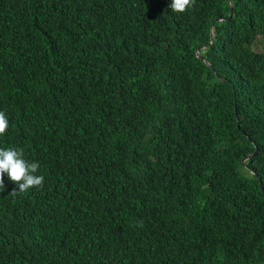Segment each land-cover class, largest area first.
<instances>
[{
    "label": "trees",
    "instance_id": "trees-1",
    "mask_svg": "<svg viewBox=\"0 0 264 264\" xmlns=\"http://www.w3.org/2000/svg\"><path fill=\"white\" fill-rule=\"evenodd\" d=\"M170 3L0 0V264H264V0Z\"/></svg>",
    "mask_w": 264,
    "mask_h": 264
},
{
    "label": "clouds",
    "instance_id": "clouds-1",
    "mask_svg": "<svg viewBox=\"0 0 264 264\" xmlns=\"http://www.w3.org/2000/svg\"><path fill=\"white\" fill-rule=\"evenodd\" d=\"M196 0H171L169 8L174 13H184L192 9ZM200 59L199 56H197ZM209 65V64H208ZM210 66V65H209ZM9 128V120L4 111H0V137L7 133ZM23 151L16 148H0V191L5 188L4 176L18 186V191H13L11 194L15 195L17 192H27L31 188H40L43 186L44 177L36 175L39 170V163L36 161H27L24 158ZM250 156L246 157L242 164H244ZM138 227L143 226L141 221Z\"/></svg>",
    "mask_w": 264,
    "mask_h": 264
},
{
    "label": "rangeland",
    "instance_id": "rangeland-1",
    "mask_svg": "<svg viewBox=\"0 0 264 264\" xmlns=\"http://www.w3.org/2000/svg\"><path fill=\"white\" fill-rule=\"evenodd\" d=\"M255 51L258 53L264 52V43H259L256 45Z\"/></svg>",
    "mask_w": 264,
    "mask_h": 264
},
{
    "label": "water",
    "instance_id": "water-1",
    "mask_svg": "<svg viewBox=\"0 0 264 264\" xmlns=\"http://www.w3.org/2000/svg\"><path fill=\"white\" fill-rule=\"evenodd\" d=\"M231 1V0H229ZM233 16V8H231V15H230V18ZM220 21H223V20H220ZM213 37L211 38L210 42L212 41ZM204 63L209 67L207 61H204Z\"/></svg>",
    "mask_w": 264,
    "mask_h": 264
}]
</instances>
